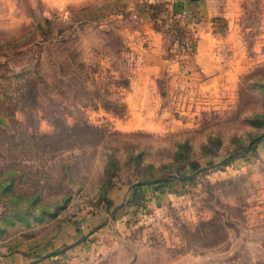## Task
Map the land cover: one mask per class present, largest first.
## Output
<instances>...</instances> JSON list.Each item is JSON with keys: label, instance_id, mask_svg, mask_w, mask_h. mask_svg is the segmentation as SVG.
<instances>
[{"label": "rangeland", "instance_id": "obj_1", "mask_svg": "<svg viewBox=\"0 0 264 264\" xmlns=\"http://www.w3.org/2000/svg\"><path fill=\"white\" fill-rule=\"evenodd\" d=\"M115 189L132 191L122 228L52 250ZM14 254L264 264V0H0V259Z\"/></svg>", "mask_w": 264, "mask_h": 264}, {"label": "crops", "instance_id": "obj_2", "mask_svg": "<svg viewBox=\"0 0 264 264\" xmlns=\"http://www.w3.org/2000/svg\"><path fill=\"white\" fill-rule=\"evenodd\" d=\"M205 49H201L200 53L197 54V61L202 65L203 70L208 69V65L204 64L207 59L209 60V52H203ZM199 52V51H198ZM207 56V59L205 57ZM142 193L152 194L156 193L155 199L161 200L168 188L158 189L156 185L147 184L142 186ZM169 192V191H168ZM111 199L113 201V207L111 210H106V212L100 210L97 213L83 220H80L76 226L78 228H67L63 230L61 235L52 244V250L59 249L65 244H69L70 241L75 243H80L79 247L83 249L85 246L81 245V242L85 237H95L96 235H101L105 233H110L115 231V229L122 228L125 221H128L133 214V207L126 204V200L131 202L132 191L127 190L122 192L119 189H115L112 192ZM130 199V200H129ZM74 240V241H73ZM95 246H93L94 248ZM105 247V246H104ZM103 247V248H104ZM86 252V251H85ZM32 259L24 254H14L0 259V264H30Z\"/></svg>", "mask_w": 264, "mask_h": 264}, {"label": "water", "instance_id": "obj_3", "mask_svg": "<svg viewBox=\"0 0 264 264\" xmlns=\"http://www.w3.org/2000/svg\"><path fill=\"white\" fill-rule=\"evenodd\" d=\"M194 1H197V0H194Z\"/></svg>", "mask_w": 264, "mask_h": 264}, {"label": "trees", "instance_id": "obj_4", "mask_svg": "<svg viewBox=\"0 0 264 264\" xmlns=\"http://www.w3.org/2000/svg\"><path fill=\"white\" fill-rule=\"evenodd\" d=\"M258 141H259V140H258ZM258 141H257V142H258Z\"/></svg>", "mask_w": 264, "mask_h": 264}]
</instances>
